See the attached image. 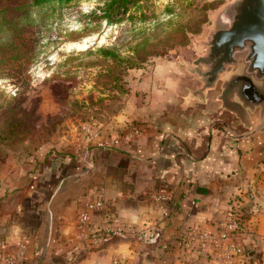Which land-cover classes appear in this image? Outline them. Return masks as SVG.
Segmentation results:
<instances>
[{
  "label": "crops",
  "instance_id": "obj_1",
  "mask_svg": "<svg viewBox=\"0 0 264 264\" xmlns=\"http://www.w3.org/2000/svg\"><path fill=\"white\" fill-rule=\"evenodd\" d=\"M204 50L191 40L130 70L127 95L87 151L81 140L56 143L0 166V264H228L224 249L191 234L219 235L232 209L251 213L240 243L256 251L236 264H264V107L225 98L221 82L204 90L191 67ZM135 128L129 141L102 145ZM100 200L103 209H88ZM115 219L156 228L158 243L95 242Z\"/></svg>",
  "mask_w": 264,
  "mask_h": 264
},
{
  "label": "rangeland",
  "instance_id": "obj_2",
  "mask_svg": "<svg viewBox=\"0 0 264 264\" xmlns=\"http://www.w3.org/2000/svg\"><path fill=\"white\" fill-rule=\"evenodd\" d=\"M20 1L0 0V16L7 13L8 7L19 6ZM232 2L150 0L143 4L145 22L138 19L120 24H109L91 16L92 11L103 6L104 0L52 4L32 10L30 15L24 13L33 21L30 29L35 39L34 58L24 75L29 86L21 97L19 73L14 74L16 67L5 66L0 72L4 77L0 79V166L12 169L24 158L56 143L65 145L76 141L78 146L81 140L86 142L85 151L97 143L118 105L113 102L114 94L107 79L99 76L104 63L98 49H115L128 58L134 57L137 44L149 41L148 50H140L143 55L162 41L160 47L164 50L148 58L146 63L155 65L157 59L168 57L178 49L175 47L178 44L172 43L179 41L182 33L188 35L189 43L204 41L219 15ZM196 24H201V32L194 34L190 28ZM17 26L19 29V11ZM5 27L14 28L8 24ZM59 85L64 86L61 91L53 90ZM249 215L246 213L244 218Z\"/></svg>",
  "mask_w": 264,
  "mask_h": 264
},
{
  "label": "water",
  "instance_id": "obj_3",
  "mask_svg": "<svg viewBox=\"0 0 264 264\" xmlns=\"http://www.w3.org/2000/svg\"><path fill=\"white\" fill-rule=\"evenodd\" d=\"M199 43L205 50L191 67L204 90L221 82L225 98L264 107V0H233Z\"/></svg>",
  "mask_w": 264,
  "mask_h": 264
},
{
  "label": "trees",
  "instance_id": "obj_4",
  "mask_svg": "<svg viewBox=\"0 0 264 264\" xmlns=\"http://www.w3.org/2000/svg\"><path fill=\"white\" fill-rule=\"evenodd\" d=\"M77 1L81 0H21L19 2V6L16 5L17 7H8L7 13L1 14L0 72L4 71L3 67L5 66L16 67L17 71L14 74L19 73V79H17L19 81V97H21L28 89V79L24 78V75L28 71L29 65L34 58L35 49L33 47L35 39H32V31L30 29L31 24L33 25V21L30 16L26 17L23 14L27 13L30 15L32 10L43 9L52 4L63 5ZM148 1L150 0H104L103 6L99 7L98 11H92L91 16L93 15L97 19L105 20L109 24H120L123 23V21L134 22L138 19L141 22H145L147 15L143 4ZM18 11L19 29L17 28ZM98 12H100V14H98ZM6 24L13 26L14 28L5 27ZM201 24H196V26L191 27V32L194 34L200 33ZM182 34L183 36L180 37L179 41L172 43L173 45L178 44L175 45L176 48L185 47L189 44L190 40L188 35L186 33ZM148 44L149 41L137 44L134 48V57L131 56L128 58L122 57L115 51V49H98L97 53L103 59L104 63V70L99 76L107 79V84L112 87L114 94L112 97L113 102L118 103L111 115L120 107V102L128 93L127 82L125 80L128 72L130 70L144 68L147 65L146 63L148 58L155 56L160 52V50H164L163 47H160L162 45V41H158L156 45L152 47L151 51H147L141 55L140 50H148ZM91 52L92 51L87 54H91ZM0 79H4V77L0 76ZM63 88L64 86L59 85L54 87L53 90L61 91ZM1 94L2 93L0 92V95ZM12 112H14V110ZM245 219H248V217H245Z\"/></svg>",
  "mask_w": 264,
  "mask_h": 264
},
{
  "label": "built area",
  "instance_id": "obj_5",
  "mask_svg": "<svg viewBox=\"0 0 264 264\" xmlns=\"http://www.w3.org/2000/svg\"><path fill=\"white\" fill-rule=\"evenodd\" d=\"M141 132L140 128H135L133 131L123 137H116L113 139L105 140L103 146H117L121 141H129L131 138L139 135ZM159 198V197H158ZM161 198V197H160ZM105 206L104 201H96L89 205L88 209L90 211H99ZM230 221L225 227L222 233L215 235L210 231H199L191 234V241L196 242L201 241L204 245L219 247L224 249V260L228 264H236L244 259L249 258V253L241 245L240 238L246 230L247 220L239 210L232 209L230 215ZM81 224L85 225L88 222V213H84L80 218ZM99 239L95 242L106 241L115 237H134L139 243L144 245H156L159 240V233L156 228L138 229L125 225L120 220L115 219L112 226L104 229V231H99ZM183 244L188 247L191 246V242L182 240ZM223 245H226L224 247ZM119 262L116 261V264ZM5 264H20L19 260L14 256L7 257Z\"/></svg>",
  "mask_w": 264,
  "mask_h": 264
}]
</instances>
